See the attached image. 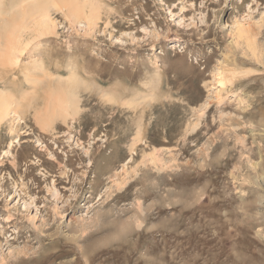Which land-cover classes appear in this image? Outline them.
I'll list each match as a JSON object with an SVG mask.
<instances>
[{
    "label": "rangeland",
    "instance_id": "1",
    "mask_svg": "<svg viewBox=\"0 0 264 264\" xmlns=\"http://www.w3.org/2000/svg\"><path fill=\"white\" fill-rule=\"evenodd\" d=\"M21 1L0 264H264V0Z\"/></svg>",
    "mask_w": 264,
    "mask_h": 264
},
{
    "label": "bare ground",
    "instance_id": "2",
    "mask_svg": "<svg viewBox=\"0 0 264 264\" xmlns=\"http://www.w3.org/2000/svg\"><path fill=\"white\" fill-rule=\"evenodd\" d=\"M21 1V0H20ZM60 1H62V2H65V4H66V6L68 5V10L70 11V13H74L73 14V16H76L77 14H78V12H76L77 11V9L79 10V9H82L83 10V7L82 6H79V4H78V2L76 1H74V0H60ZM74 1V2H73ZM83 1H81L80 2V5L81 4H83L82 3ZM3 3V2H2ZM20 3V2H19ZM85 3V2H84ZM20 4H22V1H21V3ZM20 4H16V5H20ZM53 5V4H52ZM15 6V4H13V6H11V7H14ZM21 6V5H20ZM1 7V6H0ZM10 6H9V8H11ZM33 7V6H32ZM52 7V6H51ZM14 9V8H13ZM18 9V8H17ZM88 9V8H87ZM9 10V9H8ZM22 11V10H21ZM31 11V10H30ZM40 11V10H39ZM38 11V12H39ZM84 11V10H83ZM0 13H2V12H0ZM43 14V13H42ZM84 14V13H83ZM82 14V15H83ZM23 17V16H22ZM10 18V17H9ZM8 18V19H9ZM16 18V17H15ZM11 20V19H10ZM9 20V21H10ZM4 21V19H2V23L4 24L5 22H3ZM42 23L39 25V29L41 28V33H45V27H48V26H51L52 24H53V22L51 21V19H50V17L48 16V14H46L45 16H44V18H42ZM7 24H8V21L6 22ZM7 24L6 25H4V26H7ZM3 26V25H2ZM3 26V29L5 28ZM3 29H1L0 28V32H3L2 30ZM5 37V36H4ZM0 40H2L1 38H0ZM7 41H8V39H7ZM7 41L5 42V44L7 43ZM19 42V41H18ZM3 43V42H2ZM3 45V44H2ZM7 46V45H6ZM3 47V46H2ZM10 49V48H9ZM16 49V48H15ZM14 49V50H15ZM8 50V49H7ZM4 53V52H3ZM2 55V54H1ZM3 56H4V54H3ZM220 80V79H219ZM218 80V81H219ZM219 83L222 85V82H221V80L219 81ZM218 83V84H219ZM5 90H1L0 89V124H1V122L5 119V118H7L9 115H11V116H13V119L14 120H16V121H18V120H20V118H19V114H18V101L17 100H15V99H13L12 97H11V95L9 94V93H7L6 91L4 92ZM72 107V106H71Z\"/></svg>",
    "mask_w": 264,
    "mask_h": 264
}]
</instances>
